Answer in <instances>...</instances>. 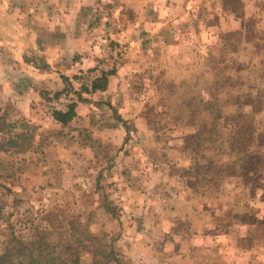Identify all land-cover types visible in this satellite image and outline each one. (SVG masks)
<instances>
[{
	"label": "clouds",
	"instance_id": "clouds-1",
	"mask_svg": "<svg viewBox=\"0 0 264 264\" xmlns=\"http://www.w3.org/2000/svg\"><path fill=\"white\" fill-rule=\"evenodd\" d=\"M245 2L248 4L246 19L252 16L264 19V0ZM210 4L211 0H0V136L16 144L20 143L17 137H30L31 144L23 152H16L11 143L0 148V163L4 165L0 175L5 172L15 174L11 181L0 179V184L12 192L9 196L4 188H0V198L11 202L19 195L26 201L20 211L28 210L27 215L37 224L41 221L54 223L67 216L72 222L73 218L78 219L93 236L107 230L105 217L124 219L126 234L115 239V246L122 249L126 264H141L142 259L145 264H264V245L253 243L241 251L231 236L222 232L214 234L213 215L204 210V204L210 208L221 202L226 204L239 189L233 191L234 186H228V193L221 196L220 201L205 199L199 202L198 198L186 199L192 195L190 187L180 190L178 196L173 194L169 203L174 204L175 210L164 211L162 201L148 199L140 194L138 185L132 184L131 177L140 178L141 182L152 177L149 187H154L156 177L161 175L153 172V164L143 150L147 122L141 113L155 118L150 135L162 138L159 148L163 157L173 145L184 143L182 139L177 140L182 133L175 123L181 119L182 110L191 107L194 93L199 91L198 101L202 100L204 105L213 102L212 94L205 88L210 74L209 53L217 38L214 30L205 29L204 22L198 20L201 5L210 8ZM109 5L112 6L111 18L104 12ZM122 14L123 23L120 22ZM85 17H88L85 27L89 23L94 26L97 21L100 24V29L96 30L98 42L88 48L97 62H85V70L97 68L111 54L114 68L119 69L125 61L135 62L132 71L137 75L135 87L139 103L129 99V84L125 81L120 90L122 107L116 98L109 102L107 95L99 107L96 102L89 105L94 113L107 109L111 118L106 127L115 126L120 130L121 139L116 147L103 154V145L95 143L100 134L92 127H100L103 121L98 124L89 119L87 128L74 127L80 115L77 111L79 102L74 109L69 107L55 114L53 119L58 125L55 132L49 130V118L43 112L36 115L29 104L17 103L20 94L29 87L21 73L29 63L35 62L33 53L37 57L46 55L39 51L41 32L57 25L62 28L73 26L74 21ZM108 24L112 28L105 29ZM105 30L109 38L101 39ZM125 44L128 45L127 52H122ZM60 55L63 53L55 59L58 60ZM47 62L52 63L51 60ZM251 64H258V61L252 60ZM252 71L250 67L244 71V76L249 77L248 83H258L251 77ZM123 74L122 69L117 71L118 76ZM105 78L111 79L110 72L106 71L96 82L101 85ZM65 91L76 100L77 96L89 99L91 89L85 92L80 85L70 81ZM13 111L21 114L12 118L6 115ZM73 111L75 115H72ZM101 139L104 143L110 142L107 136H101ZM163 140H167V147ZM133 156L138 170L128 177L121 162L127 163ZM176 166L188 168L191 161L181 160ZM164 183H168L166 177ZM82 204L88 209L83 215L79 211ZM193 206L196 212H192ZM257 206L264 208V204ZM148 208L155 209L148 223H134L133 228H127L128 217L139 218L147 214ZM4 211L7 214L11 209ZM185 211L192 220V227L187 231L183 225L171 222L178 215L183 218ZM220 215L221 212L216 210L215 216ZM198 216L203 219H197ZM16 219V216L12 217L13 221ZM138 227H142V231L136 232ZM244 239L242 232L240 240ZM126 241L130 248L125 246ZM112 255L115 256L112 264H117L120 255Z\"/></svg>",
	"mask_w": 264,
	"mask_h": 264
},
{
	"label": "rangeland",
	"instance_id": "rangeland-1",
	"mask_svg": "<svg viewBox=\"0 0 264 264\" xmlns=\"http://www.w3.org/2000/svg\"><path fill=\"white\" fill-rule=\"evenodd\" d=\"M230 4L229 0H211L210 8L201 5L198 13V20L204 22L205 29L214 30L213 34L217 38L213 50L209 53L210 74L205 88L212 94L213 102L204 105L202 100L198 101L199 91L194 93L191 107L184 108L181 119L175 123V127L182 133L177 140L182 139L184 143L173 145L163 157L162 149L159 148L162 138H154L150 135L153 132L155 118L141 113V117L147 122L143 133V150L153 164V172L161 173L156 177L154 187H149L153 182L152 177H148L145 182H141L140 178L131 177L132 171L138 170L133 162L134 156L133 160L127 163L122 161L121 164L127 176L132 178V184L138 185L140 194L153 201H162L161 207L164 211H168L169 208L175 210L174 204L169 203L173 200V194L178 196L180 190H188L190 187L192 195L186 199L198 198L199 202L205 199L220 201V197L228 193V186H234L233 191L239 189L240 191L226 204L218 203L215 208L204 204V210L213 215V223L216 225L214 234L218 235L222 232L225 236H231L236 247L243 251L253 243L264 245V208L257 206L264 204V194H261L264 193V19H258L255 16L246 19L248 4L245 0H240L241 7L239 10L235 7L234 13L231 12L233 8ZM104 12L109 13L106 7ZM120 22H124L123 17ZM96 23L94 26L91 24L89 28L100 29L99 22ZM109 26L112 27L108 24L107 28ZM98 36L99 32L92 36L91 46L94 47L98 42ZM107 38L109 37L104 31L101 39ZM115 47L120 46L115 45ZM123 48L124 52H127L128 45L125 44ZM109 59L112 61L111 54L106 57V60ZM106 60L98 65L102 64L106 69L105 72H110V75L112 71L115 73L122 69L124 74L121 78L123 82L127 81L129 84L127 89L129 99L133 103H139V93L135 87L137 75L132 71L135 62L125 61L119 65V69H114L113 63L108 65ZM252 60H257L258 64H251ZM250 67L253 70L250 75L258 83H248L249 77L244 76V71ZM90 70L79 73L74 80L75 83L79 76ZM105 72H102V75ZM82 89L86 91L84 87ZM120 90L121 88L117 91L118 95H114L112 99L116 98L117 104L122 107ZM63 92L65 90L55 96ZM89 104L91 101L87 105ZM95 117H98L96 119L98 124L100 121L104 122L100 127L92 126L96 132L98 131L97 133L103 129L112 128L113 137L108 131L109 137L99 133L100 135L96 138L95 143L103 145L101 150L103 154L116 147L121 134L120 130L115 132V126L106 127L111 118L107 109L95 113ZM129 122L132 123V121ZM101 136H107L110 142L104 143ZM163 143L167 147V140H163ZM29 144L30 142L26 140L20 142L22 148L29 147ZM125 155L127 156L128 153ZM181 160H190L191 166L178 168L176 165ZM3 168L2 163L0 170ZM165 177L168 183H164ZM14 178V173L5 172L0 175V179L9 181ZM169 185L173 186L169 187ZM0 188H4L9 196L12 195L11 189H7L5 185L0 184ZM116 199L119 200L120 197L117 196ZM23 203L26 201L19 195L15 196L11 202L7 198H0V253H3L5 247L13 241L12 239L30 242L39 235H43L44 241L54 248L51 251L53 257L66 259L70 253L66 252L63 245L73 241L76 246L78 244L77 252L83 250L96 252L94 259L91 253H79L81 264H91V261L102 263L104 260L102 255L106 253H109L111 258H115L112 253L120 255L117 264H126L124 256L121 255L122 249L115 246V239L126 234L124 219L105 217L107 230L93 236L78 219L73 218L74 222H72L67 216L56 219L54 223L41 221L37 224L27 215L28 210L23 213L20 211ZM225 206L227 211H224ZM145 207L147 208V201H145ZM6 208L11 209L7 214L4 211ZM216 210L221 212L220 216H215ZM79 211L83 215L88 209L82 204ZM120 211L123 213L122 208ZM196 211V207L193 206L192 212ZM154 213V208H148L147 214H142L139 218L128 217L127 228H133L134 223L141 225L148 223ZM13 216L17 217L15 221L12 220ZM197 219H203V217L198 216ZM171 222L177 226L183 225L185 231L192 227L191 217L186 211L183 213V218L178 215L172 218ZM135 231H142V227L136 228ZM242 232L245 236L244 240H240ZM125 246L131 247L127 241ZM141 264H145L143 259Z\"/></svg>",
	"mask_w": 264,
	"mask_h": 264
},
{
	"label": "crops",
	"instance_id": "crops-1",
	"mask_svg": "<svg viewBox=\"0 0 264 264\" xmlns=\"http://www.w3.org/2000/svg\"><path fill=\"white\" fill-rule=\"evenodd\" d=\"M111 9L112 8L107 10L109 12V18H111ZM97 11L99 12V9ZM121 17H123V14ZM87 22L88 17H85V19H77L74 21L73 26L62 28L60 25H57L52 30L42 31L40 39L38 40V44L40 45L39 51L41 53H46V55L37 57L36 54L33 53L35 62L29 63L26 61V63H29V67L25 68L21 73L22 80L28 81L29 87L25 88L20 94V99L17 103L29 104L30 108L36 112V115H40V113L43 112L44 116L49 118V130L51 132L57 131L58 125L53 119V113L51 115L47 108L49 98L52 95H56L65 90L70 84V81H74L79 73L86 71L85 62H97V58L88 51V48H93V46L89 44V41L92 40L93 35L98 34L96 31L98 27L89 28L91 23L88 24V27H85L84 25ZM109 28L112 27L109 26L107 28V25L105 26V29ZM114 31L118 34L119 30L116 29ZM105 33L108 35L107 30H105ZM85 46L88 47L86 48ZM59 53H63V55H60V58L57 60L55 57L59 55ZM48 60L52 61L51 65L48 64ZM106 63L111 65L112 61L109 59L106 60ZM77 65H79V67H77ZM105 66L107 67V65ZM90 69L91 68H88L87 70ZM69 73H71V76L68 75ZM122 79L123 78H121V76L117 75V72L114 73L112 71L111 79H107V86L103 92L98 91L92 93V95H89V99H83L82 97L77 96V99L74 102V107L75 104L79 102V108L77 111L80 115L78 116L74 127L87 128V120H96L97 117H95V113L90 110L91 108L89 105L94 102H96V105H100V103L103 102L105 95H107L109 100L112 99L114 95H118L117 91L124 85ZM89 100L91 101V104L87 105L90 102ZM20 114L21 113L16 111L6 113V115H9L10 118ZM111 129H103L99 133H103L108 137L110 135L113 137ZM108 131H110V135H108ZM115 132H119V129L116 128ZM26 138L29 139L26 141L30 142V137H17V140L21 142ZM6 142H8V140L5 136H1L0 148L3 147ZM12 146L16 149V152H23L25 151L24 148H29L31 144H29V147L22 148L20 143L16 144L13 142ZM13 154L15 155L16 153L14 152Z\"/></svg>",
	"mask_w": 264,
	"mask_h": 264
},
{
	"label": "trees",
	"instance_id": "trees-1",
	"mask_svg": "<svg viewBox=\"0 0 264 264\" xmlns=\"http://www.w3.org/2000/svg\"><path fill=\"white\" fill-rule=\"evenodd\" d=\"M229 1H231L230 7L233 8L231 11L232 13L236 12V8L239 10V8L241 7L240 0H229ZM110 8H112L111 5L106 7L107 10H109ZM242 16L244 15L242 14ZM96 81L93 84L92 91L89 94L98 91L103 92L106 89L107 78L103 80L101 85L99 84V82ZM74 102L75 100H73V102L70 104L69 107H72L74 109L75 108ZM56 113H60V112H54L53 117L55 116ZM72 115H75L74 111L72 112ZM55 122L57 123L56 120ZM247 131L249 132V130ZM9 143L13 144V142L9 140L5 144H9ZM12 240L13 241H11V243L5 247L3 253H0V264H81L79 253H84V252L91 253L93 259L96 253L93 251L89 252L86 250L77 252L78 250L77 248H79L78 244L76 246V243L71 241V243H66L65 245H63L65 246L66 252L70 253L67 256V258L63 260L60 257L51 256V251H53L54 248L52 247V245L44 241L43 235H39L30 242L16 241L17 239H12ZM102 256H104V260L102 263L99 264H112V261L115 259L109 257V253L108 254L106 253ZM91 264H98V262L95 261L93 263L91 261Z\"/></svg>",
	"mask_w": 264,
	"mask_h": 264
},
{
	"label": "built area",
	"instance_id": "built-area-1",
	"mask_svg": "<svg viewBox=\"0 0 264 264\" xmlns=\"http://www.w3.org/2000/svg\"><path fill=\"white\" fill-rule=\"evenodd\" d=\"M124 48L121 50L124 52ZM105 67L97 65V68H93L90 71L83 73L76 80L77 85H80L81 88L84 87L86 91L93 88L95 81L101 77L102 72H105ZM89 91V93L91 92ZM73 95H70L69 92H63L58 96L52 95L48 101V110L49 113L54 112H63L66 108H69L70 104L73 102Z\"/></svg>",
	"mask_w": 264,
	"mask_h": 264
}]
</instances>
